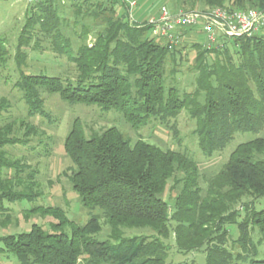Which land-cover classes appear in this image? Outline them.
<instances>
[{
	"label": "trees",
	"instance_id": "trees-1",
	"mask_svg": "<svg viewBox=\"0 0 264 264\" xmlns=\"http://www.w3.org/2000/svg\"><path fill=\"white\" fill-rule=\"evenodd\" d=\"M107 1L98 14H89L101 17L102 28L94 33L93 43H86L90 30L83 29L77 47L60 32L58 0L28 4L30 12L36 13L27 19L19 37L17 67L24 63L20 50L28 43L23 33L35 25L71 66L65 77L20 73L13 86L21 94L28 119L41 117L53 127L55 121L44 109V94L58 95L70 106L116 110L133 129L150 120L165 124L187 110L195 121L198 148L206 158L222 151L236 134L261 135L237 144L203 192L198 164L186 152L163 150L140 138L132 143L115 127L87 134L80 119L74 118L63 144L73 165L69 181L81 206L97 208L101 215L77 225L62 210L45 208L41 212L57 220L52 227L68 226L69 235L48 234L33 225L29 232L2 237L0 242L19 264H165L169 251L165 241L170 237L179 253L203 252L204 264H264V207L254 209V202L264 197V33L225 39L211 49L191 43L195 87L180 94L176 87L167 86L165 73L167 62L175 64L176 57L181 60L186 46L178 49L162 39L148 38V26L130 24L124 13H117L118 4L124 11L122 3ZM175 2L191 11L245 4L264 8V0H235L234 6L227 5L230 0ZM5 53L0 40V61ZM7 107L0 99V114ZM23 126L21 122L19 127ZM12 129V123L0 127V169H15L16 179L24 167L6 162L3 148L24 144L27 138L8 137ZM36 130L25 126L23 137ZM178 173L183 177L174 183L182 186L170 207L161 196ZM26 179L35 184L32 172ZM8 182L0 179V191L4 190L0 200L35 196L14 195ZM101 218L110 227L114 243L94 238L100 232ZM232 225L235 238L229 231ZM124 229L153 234L124 238Z\"/></svg>",
	"mask_w": 264,
	"mask_h": 264
},
{
	"label": "rangeland",
	"instance_id": "rangeland-1",
	"mask_svg": "<svg viewBox=\"0 0 264 264\" xmlns=\"http://www.w3.org/2000/svg\"><path fill=\"white\" fill-rule=\"evenodd\" d=\"M83 1L58 0L56 5L61 23L60 32L71 39L74 47L80 44L78 36L83 29L90 30L86 43L90 45L93 43L94 33L102 28L100 25L101 17L94 19L89 14H98L99 8L107 5L105 3L108 2L107 0H87L85 3ZM119 1L121 2V0ZM233 1L235 0H230L227 5L231 6ZM29 7L25 0H0V40L6 50L3 61H0V99H4L8 104L6 110L0 114V127L12 123L13 129L8 137L20 141L27 138L24 144L6 145L3 148L6 154L4 157L6 162L22 165L24 168L18 173L16 179L15 169L1 168L0 179L9 181V186L14 195L19 193L25 196L35 195L28 198L0 200V238L27 233L33 225L41 227L48 234L61 231L69 235L70 228L68 226L61 230L52 227L53 224L57 223V220L42 213L41 210L45 208L62 210L67 219L77 225H83L91 216L101 215V210L97 208L90 210L81 206L79 197L72 190L69 181L73 165L64 153L63 144L74 118L80 119L87 134L115 127L132 143L140 138L163 150L186 152L198 164V182L203 192L207 188V181L221 169L237 144L261 135L236 134L222 151L213 154L211 158H206L198 148L195 121L191 119L187 110L181 111L175 119H171L165 124L150 120L146 126L133 129L116 110L104 111L96 106H70L62 102L58 95L44 94L42 95L44 109L54 119L53 127H49L46 119L41 117L28 119L26 117V105L23 103L19 91L13 86L20 73L38 74L45 72L50 75L65 77L71 72V66L68 65L65 57L56 54V51L52 49L51 39L39 31L38 25L27 29L29 33H23V40L28 43L20 50V53L25 55L24 63L17 67L15 57L19 37L25 29L27 19L36 13L30 12ZM161 7H165L170 13L191 11L179 5L175 0H135V6L130 11V17L135 23L145 24L157 16ZM235 7L238 9H258L256 6L249 7L248 4H245V7L234 6L233 8L235 9ZM77 13L79 14L77 15ZM117 13H123L120 4L117 6ZM146 35L156 42L160 40L151 34ZM184 36V39L177 46L178 49L186 46L182 50L181 60L176 57L175 64L168 61L165 73L167 86L176 87L180 94H188L195 87L194 78L196 74L192 71L195 50L190 49L189 45L193 42L202 43L203 39V36L196 29L187 31ZM21 122H24V126L20 128ZM31 125L38 128L37 133L23 137L25 126ZM30 172L34 174L35 184L33 183V186L26 179V175ZM182 177V174L178 173L175 179L170 180L161 196L170 207L173 206L174 199L182 186L181 183L175 184L174 182ZM2 192L4 190L0 191V194ZM263 207L264 197L254 202L256 211ZM33 209L36 210L31 211ZM229 231L235 238L236 226L232 225ZM150 234L153 233L144 229H124L122 236L132 238ZM94 238L98 241L114 243L110 239V227L103 218L100 219V232ZM252 238L256 242L257 234L254 233ZM165 243L169 247L165 264H204L205 254L203 252L179 253L174 245L173 237H170ZM237 250L238 248L234 252ZM0 264H19L15 257L5 250L1 242ZM79 264L83 263L80 262Z\"/></svg>",
	"mask_w": 264,
	"mask_h": 264
},
{
	"label": "built area",
	"instance_id": "built-area-1",
	"mask_svg": "<svg viewBox=\"0 0 264 264\" xmlns=\"http://www.w3.org/2000/svg\"><path fill=\"white\" fill-rule=\"evenodd\" d=\"M34 4L39 0H25ZM123 13L130 24L148 26L150 34L171 46H178L187 31L198 30L203 36L205 48H217L225 39L251 38L264 33V8L234 9L228 6L215 7L205 11H185L170 13L161 7L156 17L145 24L132 21L130 11L135 0H121Z\"/></svg>",
	"mask_w": 264,
	"mask_h": 264
}]
</instances>
